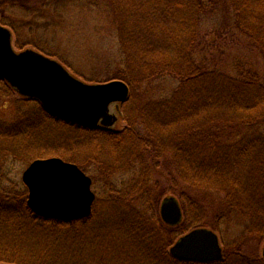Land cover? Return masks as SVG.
<instances>
[{
  "label": "trees",
  "instance_id": "1",
  "mask_svg": "<svg viewBox=\"0 0 264 264\" xmlns=\"http://www.w3.org/2000/svg\"><path fill=\"white\" fill-rule=\"evenodd\" d=\"M221 2L132 0L127 5L126 16L143 22H136L126 28L124 37L121 34L122 68L116 78L124 80L131 88L163 76H172L179 81L172 93L153 101L152 106L142 108L139 120L146 134H141L135 126L138 119L126 115H123L126 126L121 130L104 126H78L57 119L37 99L27 97L22 100L31 110H19L18 121L10 124L0 119V155L11 152L18 159L20 151L17 153V149L21 148V140L30 135L32 137L38 129L42 130V125L38 128L40 122H50L78 132L71 141L77 149L76 154L72 157L61 154L65 160L75 162L80 167L98 158L100 165H107L110 160L115 165L117 162L118 166L113 167L110 174L117 168L133 170L134 175L125 182L126 185L111 190V197L118 199L135 215L123 221L121 225L126 230L122 235L119 233V242L127 241L135 258L126 257L121 261H118L120 258H107L104 262V257L101 263L93 264H204L169 253L174 239L187 232L183 228L187 220L184 219L177 226H170L158 215L157 197L151 188L154 173L161 179L166 178L170 190L178 193L186 218H190V224H197L195 228L204 226L201 195L204 190L217 191L224 194L228 204L227 211L219 215L220 220L240 211L250 216L249 222L245 224V233L264 238V183L248 190L245 185L247 182H243L240 176L244 166L242 163H246L253 170V175L259 170L264 177V65L254 67L238 59L233 63L236 73L230 74L218 68L210 69L195 57L204 16L214 13ZM226 3L233 10L234 25L238 32L264 52V0H226ZM16 4L20 6L24 3L21 0H0L2 24L10 27L3 13ZM0 84L3 91L16 92L4 79H0ZM221 104L233 109L219 112L221 116L230 118L228 127L219 130L217 122L212 120L218 117L215 109ZM204 107L212 110L204 112ZM204 113L209 114L208 119H204ZM170 132L173 136L169 140L166 134ZM227 134L238 138L227 141L231 137H222ZM1 140L7 141L8 145L15 143V149L5 147ZM204 143H208V153L204 152ZM29 153L34 154L32 150ZM108 153L113 156L111 159H107ZM163 153L173 157V169L165 165L166 161L165 164L160 161ZM26 154L21 153V156L26 157ZM87 155L95 157H91L88 162L84 157ZM2 164L0 162V232H4L7 238L13 237L18 241L24 233L33 229L57 232L61 227L72 225L78 228L76 239L79 240L92 233L88 226H92L95 232L100 230L102 218L95 207L91 216L74 220L36 215L27 204L28 191L3 176L5 172ZM124 164L127 166L123 167ZM249 178L246 180L253 181ZM259 181L257 183L260 184ZM157 184L159 191L165 193L160 181ZM239 196H243L245 201ZM114 219L111 217L112 221ZM113 223L110 221V230L118 225ZM215 227L222 232L219 223ZM231 245L226 244L224 262L208 264H264L263 255L243 252L242 243L227 247ZM13 251L16 252L0 241V263L60 264L55 263L52 253H44L37 258V262H32L12 254Z\"/></svg>",
  "mask_w": 264,
  "mask_h": 264
},
{
  "label": "rangeland",
  "instance_id": "2",
  "mask_svg": "<svg viewBox=\"0 0 264 264\" xmlns=\"http://www.w3.org/2000/svg\"><path fill=\"white\" fill-rule=\"evenodd\" d=\"M21 1L24 3L20 5L21 7L17 4L11 5L13 7L3 13L13 31V45L16 51L31 48L48 54L50 57L60 60L73 75L87 83L119 79L116 77H118V71L122 68L121 34L124 37L126 28L136 22H143L134 21V19L126 16L127 5L132 0ZM195 57L198 61L204 62L210 69L218 68L230 74L236 73L233 63L238 59H242L246 64L254 65V67L264 65V52L253 45L247 37L235 28L233 10L226 3V0H222L214 13L204 16ZM178 83L179 81L172 76H163L142 85H133L134 91L130 87L129 99L131 100L127 104L124 102L120 105L121 113L112 107V112L119 116L112 128L116 130L123 129L126 126L123 115H126L129 118L138 119L135 126L141 134H146L147 132L139 120L141 119L142 108L152 106L153 101L172 93ZM2 89L0 84V119L11 124L19 120V110H31V108L25 106L26 103L23 102V97L18 93L3 91ZM222 109L230 111L233 108L221 104L215 109L218 117L212 121L217 122L219 130L228 127L229 122L227 121L230 119H227L224 115L221 116V113L219 114L223 111ZM210 110H212L210 107H204V112ZM207 117H209V114L204 113V119H208ZM39 124L38 128L43 126L42 130L38 129L32 137L30 135L21 140V148L20 150L17 149V153L20 151L18 159L11 152L0 155V162L4 165L2 170L5 173L3 176L8 177L22 188L25 187L27 191L22 175L34 159L52 156L64 158L61 154H68L72 157L77 151L75 144L71 141L74 135H78V132L76 133L73 129L50 122L47 124L40 122ZM172 136V132L166 134L169 140ZM227 136L229 135L222 137L226 139ZM229 137L231 139H227V141H235L238 138V136ZM1 142L10 150L15 149V143L8 145L6 144L7 141L1 140ZM207 144L204 143L205 153L209 152ZM30 150L34 154L29 153ZM21 153H27L26 157L21 156ZM29 155L36 157L29 158ZM97 155L100 156V153L97 152ZM84 157L89 162L90 158L95 156L87 155ZM112 157L109 153L107 154V159ZM98 160L99 158L90 161L89 164L85 163L82 168L93 178L92 188L96 194L94 207L99 213L98 216L102 218L100 219L99 231L95 232L92 226H88L91 228L92 233L77 240L78 228L74 227V230L72 225V227L70 225L61 227L57 232L33 229L24 233L21 240L18 241L12 237L13 233L10 234L12 238H7L4 232L1 231L0 241L4 242V246L16 250L12 254L19 258L31 260L32 262H37V258L44 255V253L46 255L52 253L53 256L51 257L55 260V263L59 262L60 264H93L99 261L101 263L104 257V262L107 261V258H120L118 261L126 257L135 258L131 254V245H128L125 240V242H119V240L121 241L122 232L126 230L125 226L123 227L121 224L124 220H128L135 215H132L118 199L111 197V190L126 185L125 182L134 175L133 170L130 168H117L118 170H115L114 168L115 172L110 174V170L117 167L118 163L116 162L115 165L110 160L107 165H100ZM160 161L163 163L166 161L167 164H164L173 169V157L169 153H163ZM124 165L123 167L127 166ZM242 165L244 166L241 168L240 176L243 182H247L245 185L248 190L264 183L261 171L257 170L253 175V170L249 168V165L246 163H242ZM250 165L253 164L250 163ZM248 177L253 181L246 180ZM259 180L261 181L260 184L257 183ZM157 181L158 183L160 181L161 189L165 193L159 191ZM151 185L152 192L157 197L156 210L160 215V206L163 199L171 195L178 197V193H173L170 190L171 186L168 180L166 178L161 179L156 173L153 174ZM201 197L204 203V226L217 231L215 224L219 223L222 232H218L221 234L223 244L240 245L242 243L243 252L250 255L262 254L264 238L259 235L245 233V224L250 220L249 215L237 211L236 214L220 220L219 215L227 211L228 207L224 194L204 190ZM239 198L245 201L243 196H239ZM182 207L184 219L187 220L183 228L189 231L195 228L197 224H190V218H186L183 204ZM111 217L115 219L112 221ZM110 221L118 224L116 227H112V230H110ZM13 228L14 226L12 230ZM178 238H175L174 242ZM232 245L227 247H232Z\"/></svg>",
  "mask_w": 264,
  "mask_h": 264
},
{
  "label": "water",
  "instance_id": "3",
  "mask_svg": "<svg viewBox=\"0 0 264 264\" xmlns=\"http://www.w3.org/2000/svg\"><path fill=\"white\" fill-rule=\"evenodd\" d=\"M0 79L15 91L37 99L57 119L88 128L113 126L121 113L120 104L130 96V85L121 79L87 83L73 75L63 63L40 51L28 48L16 51L12 31L0 22ZM29 190L27 203L38 215L62 220L89 216L96 198L92 177L76 163L58 156L36 158L22 175ZM163 221L178 225L183 210L177 197L163 199ZM178 258L214 261L222 258V246L216 231L194 228L182 235L170 248ZM264 255V246H263Z\"/></svg>",
  "mask_w": 264,
  "mask_h": 264
},
{
  "label": "flooded vegetation",
  "instance_id": "4",
  "mask_svg": "<svg viewBox=\"0 0 264 264\" xmlns=\"http://www.w3.org/2000/svg\"><path fill=\"white\" fill-rule=\"evenodd\" d=\"M92 182H93V180H92ZM95 201V200H94ZM93 211H94V202H93V206H92V211H91V213H90V215L89 216H91L92 215V213H93ZM88 216V217H89ZM78 219V218H77ZM217 233H218V235H219V239H220V244H221V246H222V258L221 259H219V260H214V261H204V264H208V263H222V262H224V260H225V254H226V245L225 244H223V241H222V237H221V234L217 231ZM169 253H170V250H169ZM171 254V253H170ZM172 255V254H171ZM172 256H174V255H172Z\"/></svg>",
  "mask_w": 264,
  "mask_h": 264
}]
</instances>
